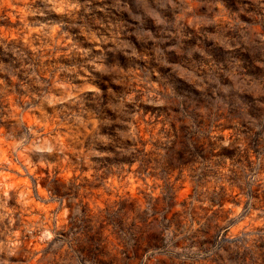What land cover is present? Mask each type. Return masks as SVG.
<instances>
[{
	"label": "clouds",
	"instance_id": "clouds-1",
	"mask_svg": "<svg viewBox=\"0 0 264 264\" xmlns=\"http://www.w3.org/2000/svg\"><path fill=\"white\" fill-rule=\"evenodd\" d=\"M0 264H264V0H0Z\"/></svg>",
	"mask_w": 264,
	"mask_h": 264
}]
</instances>
